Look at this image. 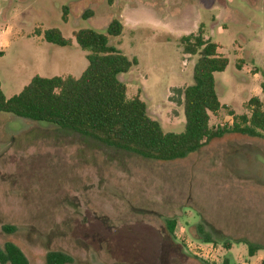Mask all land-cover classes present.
<instances>
[{
    "label": "rangeland",
    "instance_id": "1",
    "mask_svg": "<svg viewBox=\"0 0 264 264\" xmlns=\"http://www.w3.org/2000/svg\"><path fill=\"white\" fill-rule=\"evenodd\" d=\"M112 19L122 32L108 36V44L137 60L118 76L126 97L137 96L163 132L184 129L182 99L173 90L192 84L197 56L184 55L179 39L199 27L228 60L214 74L224 106L210 115L209 126L229 127L232 115L248 113L256 94L264 111V77L253 75L264 64V0H0V28L12 33L10 47L0 52L5 98L34 76L79 77L87 52L72 33L105 34ZM51 28L71 45L39 40ZM170 219L173 237L166 230ZM204 235L212 242H202ZM5 243L28 264H45L50 252L68 256L65 264H260L264 138L226 132L181 160L157 162L0 113V251ZM187 243L205 247L207 258Z\"/></svg>",
    "mask_w": 264,
    "mask_h": 264
},
{
    "label": "trees",
    "instance_id": "2",
    "mask_svg": "<svg viewBox=\"0 0 264 264\" xmlns=\"http://www.w3.org/2000/svg\"><path fill=\"white\" fill-rule=\"evenodd\" d=\"M82 17L85 18V14ZM61 20L67 22V7L62 9ZM121 32L122 24L117 19L108 23L105 34L93 29L73 32L76 45L87 52V66L80 76H34L10 98H5L0 84V113L69 129L106 146L157 162L181 160L226 132L264 138L261 136L264 111L256 96L247 101V114L232 115L229 127L209 126L210 115L223 108L215 91L214 74L223 72L228 60L217 54L216 44L204 39L201 27L196 34L179 39L184 55L197 56L192 84L173 90L182 99L179 103L183 106L184 129L180 133L163 132L159 123L148 116L145 104L137 96L126 97V87L118 78L137 65L135 58L129 59L108 44V36L118 37ZM41 35L49 44L71 45V40L64 38L58 29L44 30ZM258 72L264 77V64ZM260 89L264 94V83ZM175 226L174 219L166 220V230L171 237ZM3 230L11 229L3 227ZM201 241L210 243L212 239L204 235ZM248 249L252 256L254 248ZM69 260L65 254L50 252L45 264H65ZM0 264H28V261L15 245L5 243L0 251Z\"/></svg>",
    "mask_w": 264,
    "mask_h": 264
},
{
    "label": "crops",
    "instance_id": "3",
    "mask_svg": "<svg viewBox=\"0 0 264 264\" xmlns=\"http://www.w3.org/2000/svg\"><path fill=\"white\" fill-rule=\"evenodd\" d=\"M38 37H39V40H42L43 39L41 34ZM11 42H12L11 28L10 27L0 28V52H2L4 54L5 51L10 47ZM217 54H219L218 48H217ZM253 75L256 78L258 76V73L257 72H254ZM256 97H258V94H256ZM222 106H224V105H222Z\"/></svg>",
    "mask_w": 264,
    "mask_h": 264
},
{
    "label": "built area",
    "instance_id": "4",
    "mask_svg": "<svg viewBox=\"0 0 264 264\" xmlns=\"http://www.w3.org/2000/svg\"><path fill=\"white\" fill-rule=\"evenodd\" d=\"M187 247L188 248H194L197 251V254H199L200 256H202L204 258H207V253H205V247H203L202 245L195 247L191 243H187ZM210 249H211V247H210Z\"/></svg>",
    "mask_w": 264,
    "mask_h": 264
}]
</instances>
